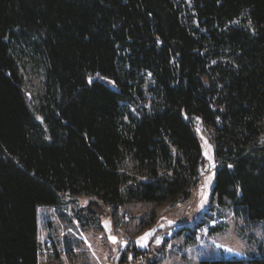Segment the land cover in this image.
<instances>
[{"label": "trees", "instance_id": "1", "mask_svg": "<svg viewBox=\"0 0 264 264\" xmlns=\"http://www.w3.org/2000/svg\"><path fill=\"white\" fill-rule=\"evenodd\" d=\"M194 117L209 208L264 219V0H0V264H38L36 207L63 193L186 200Z\"/></svg>", "mask_w": 264, "mask_h": 264}, {"label": "rangeland", "instance_id": "2", "mask_svg": "<svg viewBox=\"0 0 264 264\" xmlns=\"http://www.w3.org/2000/svg\"><path fill=\"white\" fill-rule=\"evenodd\" d=\"M193 121L203 157L186 200L127 202L113 214L93 196L63 193L58 204L36 207L38 264H198L258 254L264 219L209 208L216 166L211 129L198 117Z\"/></svg>", "mask_w": 264, "mask_h": 264}, {"label": "snow or ice", "instance_id": "3", "mask_svg": "<svg viewBox=\"0 0 264 264\" xmlns=\"http://www.w3.org/2000/svg\"><path fill=\"white\" fill-rule=\"evenodd\" d=\"M229 167H231V165H229ZM146 236L148 235V234H145ZM114 242H115V240H116V238L115 237H110ZM141 239H143V238H141Z\"/></svg>", "mask_w": 264, "mask_h": 264}]
</instances>
